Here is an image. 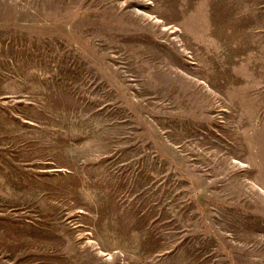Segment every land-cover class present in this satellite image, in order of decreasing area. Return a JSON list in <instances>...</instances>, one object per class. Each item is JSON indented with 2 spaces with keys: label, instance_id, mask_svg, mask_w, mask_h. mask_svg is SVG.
<instances>
[{
  "label": "rangeland",
  "instance_id": "rangeland-1",
  "mask_svg": "<svg viewBox=\"0 0 264 264\" xmlns=\"http://www.w3.org/2000/svg\"><path fill=\"white\" fill-rule=\"evenodd\" d=\"M0 264H264V0H0Z\"/></svg>",
  "mask_w": 264,
  "mask_h": 264
}]
</instances>
